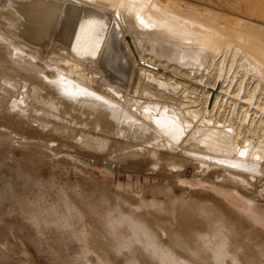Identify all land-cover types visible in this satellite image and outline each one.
Segmentation results:
<instances>
[{
	"label": "bare ground",
	"instance_id": "1",
	"mask_svg": "<svg viewBox=\"0 0 264 264\" xmlns=\"http://www.w3.org/2000/svg\"><path fill=\"white\" fill-rule=\"evenodd\" d=\"M4 149L16 213L79 260L264 264V0H0ZM86 159L162 182L120 202Z\"/></svg>",
	"mask_w": 264,
	"mask_h": 264
},
{
	"label": "rangeland",
	"instance_id": "2",
	"mask_svg": "<svg viewBox=\"0 0 264 264\" xmlns=\"http://www.w3.org/2000/svg\"><path fill=\"white\" fill-rule=\"evenodd\" d=\"M8 152L7 149L0 151V264H84L83 262L86 264H97L91 256H88L87 260H79L81 259V257L79 258L81 253L80 248L77 243H74L76 241L73 242V239H69V236L66 234H60L61 232H58L52 227H41V230L36 231L33 225L31 227V223H28L25 219L23 221V218L16 213V206L14 207L13 205L11 193L15 189L17 190L19 178L17 177L14 162L11 159L13 153L11 154V151ZM20 154L21 149L16 150L14 153L16 158H19ZM1 158L3 161H1ZM90 161L92 160L86 159L80 161L78 164H81V166L82 164H87V171L94 175L99 185L103 186L105 184L104 186L108 187L105 194L120 202L131 204L135 200L132 201L130 198L140 193L143 199L151 200L153 194L150 191H156L162 182V177H146L144 175L145 173H135L132 170H126L124 168H118L110 172L101 163L98 166H94L93 161ZM55 166L56 160L53 162V167ZM49 169L47 167L43 173V177L46 180L50 178ZM194 174V170L187 167L182 178L184 186L177 185L174 188V193L177 198H181L182 196V198L186 199L193 197L200 201L202 200L203 195L199 192V183ZM54 176H56V181H62L64 171L55 169ZM69 179L70 181H74V176L70 174ZM221 190L223 193L230 194L234 197L236 203H243L240 199V202L236 199L235 192L232 190L227 188H222ZM162 198L159 195L156 197L159 200H162ZM126 206L130 207L128 205ZM12 209L13 211H11ZM127 257L128 254L124 252L121 256H118L116 259L117 262L115 263L130 264L126 260L128 259ZM133 258L138 264H152V262L156 264L148 254L142 251H134Z\"/></svg>",
	"mask_w": 264,
	"mask_h": 264
}]
</instances>
